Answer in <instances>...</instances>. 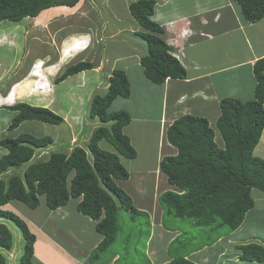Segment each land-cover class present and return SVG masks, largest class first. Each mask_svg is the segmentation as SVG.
<instances>
[{"label":"trees","instance_id":"obj_1","mask_svg":"<svg viewBox=\"0 0 264 264\" xmlns=\"http://www.w3.org/2000/svg\"><path fill=\"white\" fill-rule=\"evenodd\" d=\"M80 2L0 0V24L34 18L54 7L72 10ZM236 2L246 24L256 23L264 17V0ZM154 7V0H139L129 5V11L142 29L139 35L151 47V53L140 59L142 75L153 84L160 85L166 78L183 79L186 73L179 62L165 52V42L158 36L162 29L150 20ZM155 58L163 60L161 68ZM91 69L93 65L88 62L70 65L55 82ZM252 73L255 80L252 99L242 102L222 98L214 128L203 117L184 115L174 120L166 130V140L176 149V154L162 157L158 167L175 190L163 192L158 202L163 210L164 227L181 232L171 243L169 252L173 259L169 264H196L186 259V255L214 244L224 237L226 231H236L254 207L252 190L264 193V159L253 153L264 132V57L253 64ZM107 83V90L95 94L87 108V118L81 131L96 123L103 125L94 128L85 147H73L69 154L51 152L46 160L31 162L37 149L53 144L52 138L23 133L0 139V148L6 151L0 158V218L14 222L22 231L25 244L21 264H36L33 261L35 236L18 215L2 210L11 202L36 209L42 199L48 209L56 210L71 199H80L77 211L95 221V230L103 237L91 256L92 260L115 242L121 228L119 214L122 209L131 215L140 213L131 198L117 186V181L129 178L121 159L132 160L137 156L130 139L123 132L131 116L113 107L115 99L130 96L128 77L124 71L114 70ZM8 110L15 112L7 128L9 132L26 121L55 126L64 122L53 111L26 103L15 104ZM216 133L221 137L222 148L215 141ZM103 141L109 145L108 148L102 147ZM21 167L24 169L19 174L4 176L8 170ZM165 215L171 218L165 220ZM183 219L189 220L190 227L198 228L197 235L190 231L186 233L179 227V223H184ZM12 239L9 229L0 224V249H10ZM236 248L242 261L264 263L263 246L250 243ZM0 264H6L1 252Z\"/></svg>","mask_w":264,"mask_h":264},{"label":"crops","instance_id":"obj_2","mask_svg":"<svg viewBox=\"0 0 264 264\" xmlns=\"http://www.w3.org/2000/svg\"><path fill=\"white\" fill-rule=\"evenodd\" d=\"M154 1L155 8L152 19L162 28L160 36L168 44L169 50L183 54L180 63L185 68L186 74L183 79L168 78L160 85H152L144 79L138 70L139 82L145 84L146 88L144 87L145 91L138 99L139 104L135 106L137 113L129 112L131 121L123 129V132L127 129L130 135L135 133L139 136L135 143L132 137L124 132L137 153L136 158L132 160L139 161L141 158H148L154 160V164L151 167L142 164L144 168L135 172L133 174L135 177H131L128 170V180L117 181V186L121 187L122 189H120L131 198L133 206L140 213L147 214L150 221L151 229L146 239L147 254L144 255L149 263H146L169 264L173 259L169 252L171 243L181 232L164 227L163 210L158 202V198L163 192L175 190L168 184L166 177L158 167L162 157L176 154V149L166 140V130L174 120L184 115L203 117L214 126L220 115L219 101L222 98H236V94L242 95L236 99L253 97L255 80L252 67L258 59L264 57V17L256 23L246 24L235 0ZM85 2L90 4L92 12H90V19H86L84 21L86 24L82 25L85 33L73 32L71 35L64 36L70 28L71 23L69 22L71 19L77 18L76 16L81 11L80 7ZM184 5H186V9H184ZM52 9H65L70 13V10L65 7H54L42 11L34 18L28 17L24 20L25 22L31 21L29 27L36 26L37 31H44L48 26L51 28L55 26L62 33L64 32L63 36H60V42L62 45L65 44L66 51H62L61 55L54 54V61L50 62L52 64L50 67L58 66L62 61L66 62L68 57L67 60L74 57L75 60L70 63L88 62L93 65V69L82 71L68 78L67 81L72 80V86L62 95L56 96L58 99L55 104L51 102L46 107L42 104H33L35 102L33 100L28 102L32 103L29 104L31 106L44 107L61 116L64 121L62 124L67 125L73 139L79 133L80 125L78 126L72 120L77 117L78 120H82L87 112V104L90 103L92 97L107 90L109 75L116 68L125 73H128L129 69L137 67L141 69L140 59L142 56L139 46L138 48L133 46L131 50L126 51L122 49L125 39L121 37L126 32L132 34L135 37V39L132 38V41L141 45V48L142 42L145 44L147 42L139 35L142 29L129 15L130 12L126 16L119 15L122 24L109 29L107 19L103 18L105 11L102 12L94 0H82L80 5L72 9L74 11L70 14L69 19L61 20L60 23L64 22L63 25H59L57 17L45 16V12ZM127 19L128 25H126ZM22 28H24L21 33L23 39L25 27ZM57 37L59 36L57 35ZM50 41L53 39L48 40V42ZM41 45L45 46L44 43ZM113 45L121 51L122 55L115 56L111 53ZM41 48L43 50V47ZM35 54L32 61L34 63L36 60L43 61L40 57L44 58L48 55V53L37 51ZM57 57H59L58 61ZM130 60L135 63H130ZM32 62L30 61L29 64L31 65ZM132 73L130 75L135 78L136 73ZM30 74L31 77H35L32 73ZM25 78L26 76L23 75L20 81L23 82ZM32 81H27V83L32 85ZM41 84L43 83L41 82ZM15 85H18V82H13L10 85L12 88L10 90L0 88V132H6L13 119L12 113L15 115V112H8V107L19 103L14 89ZM251 85L253 90H248L247 88ZM230 86L232 90L229 91ZM41 87V89L38 86L34 87L32 92L35 90L34 92H38V94L42 93V96L45 91L44 84ZM156 94L161 95V105L155 109L158 114L154 115L150 112L152 105H150L148 97ZM11 95H14L12 102L8 100ZM41 96L35 95L31 99L38 98L40 103ZM61 97L66 98V101L61 100ZM73 127H76L75 130ZM13 131H7L4 133V137H10ZM156 136L157 139H155ZM2 138L0 136V139ZM68 150L67 154L71 152V147ZM263 152L264 150L258 157L264 159ZM5 153L6 151L0 148V158ZM47 158L48 156H45L41 161ZM23 169L21 167L8 170L4 176L20 173ZM120 183H124L125 186L122 187ZM126 186L130 191L125 188ZM253 200L254 207L245 215L243 223L236 231L228 233V237H221L212 245H206L188 253L185 258L196 264H264L242 261L240 252L236 248L239 245L250 243L264 247V195L256 196ZM79 201L80 199H71L65 206L56 210L48 209L42 199L36 209H29L19 202H11L2 210L11 212L13 205L17 203L22 206V208L17 206L15 211L27 220H25L26 225L35 236L33 261L36 264H41L37 260V255H39V260L45 264H116L120 258L117 254H112L110 260L107 257L102 260V256L105 255L102 253L97 258L91 259L103 237L95 230L96 222L77 211L76 207ZM26 208L33 214L34 211L41 210V212L28 218L24 213ZM0 224H4L9 229L12 237L15 233L12 247L0 249V252L6 260V264H17L16 262L23 254L25 244L22 231L14 222L7 219L0 218ZM11 225L16 226V231ZM255 231L260 233H255Z\"/></svg>","mask_w":264,"mask_h":264},{"label":"rangeland","instance_id":"obj_3","mask_svg":"<svg viewBox=\"0 0 264 264\" xmlns=\"http://www.w3.org/2000/svg\"><path fill=\"white\" fill-rule=\"evenodd\" d=\"M96 2V4L99 6L100 10L103 12L105 11V15L103 16V18L107 19L108 24H109V29H113L116 26H120L122 24V20L119 19V15L121 16H126L129 14V4H131L132 2H135L134 0H105V2H103V0H94ZM128 2H130L129 4H127ZM187 5V4H186ZM186 5H184V9H186ZM81 11L78 13V15L76 16L77 18L75 19H71V21L69 23H71L69 25V29L68 31H66L67 33L64 34L67 35H71V33L76 32V33H85V29L83 28L82 25H85L86 23L84 22L86 19H90L91 16V6L88 3H84L81 5ZM74 10H70V13H68V11H66L65 9H52L50 11L45 12V16H52V18L57 17V21L60 23L62 22L61 20L63 19H69L70 14H72ZM89 11V13H88ZM91 12V13H90ZM118 13V14H116ZM68 14V15H67ZM130 15V14H129ZM200 17V16H199ZM196 18V17H194ZM121 20V21H120ZM32 23L31 21H23L21 24H15V25H5L2 24L0 25V88L4 89V90H10L12 89L10 85H12V83H16L18 82V85L14 86L15 92H16V96H17V102L19 103H26V104H32L28 101L33 100L35 102H33V104H37V105H41L42 106H49L51 102H53L54 104L57 102L59 95H62V93H65V90L69 89L72 86V80L70 81H62V83H55L53 82V79L57 76H59L63 71H65L69 66H70V62L74 61L75 58L72 57L71 59L67 60L63 65L62 62H59L58 66H52L50 67V65H52L50 62L54 61V54L61 55L62 51H66L64 48V45H62V42H60V38H57V35L63 36L60 29L54 27H47L46 30L42 31L36 28V26H34V28L29 27L30 24ZM58 23V24H59ZM84 23V24H83ZM128 19L126 22V25H128ZM7 24H12L10 22H8ZM63 25V23H60L59 25ZM5 25V26H4ZM57 25V26H59ZM9 27V28H8ZM22 27H25V36L22 39L21 38V33L23 32ZM128 27V26H127ZM52 29H54V31H52ZM61 34H60V33ZM186 32V31H183ZM185 35V33H184ZM69 37V36H67ZM123 39H125V43L123 44V48L126 51H129L133 48V46L137 47L139 46V51H141V56L142 57H146L149 55V53H151V47L146 43L142 42L143 46L141 48V45H139L138 43H134L132 41V38L135 39V37L126 32L124 34L123 37H121ZM33 41H32V40ZM53 39V41L48 42V40ZM27 40V43H26ZM70 40V39H69ZM71 42V40H70ZM129 42V43H128ZM42 43L45 44V46L41 45ZM176 44V43H173ZM38 45V46H37ZM166 54H169V46L168 44H166ZM43 47V50L42 48ZM68 48V46H67ZM141 48V49H140ZM112 50V54L116 55H122L121 51H119L115 45L112 46L111 48ZM37 52H42V53H48V55H46L44 58L40 57L43 59L42 60H36L35 63L32 62L34 55H36L35 53ZM29 56V57H28ZM59 60V57H57V61ZM154 60H156V63L158 64L159 68L162 67L163 64V60L161 58H155ZM30 61L32 62V64L30 65ZM133 62L132 60H130V63ZM43 63V64H42ZM135 63V62H133ZM58 64V62H57ZM62 64V65H61ZM49 70V71H48ZM115 70L119 71V68H116ZM139 70V72L142 74L143 71L140 68H134V69H129V72L134 74V72L136 73L135 78L132 77L130 75V73H126V76L128 77V81H129V85H130V96L127 99H115V101L113 102L114 104V108H118V110H124L126 113L132 112V113H137V111L135 110V106H137L138 103V99L140 97V95L145 91L144 87L146 88L145 84H141L139 82V74L137 73ZM53 71V74H52ZM32 73L35 77H31ZM26 76V78L23 80V82H21L20 80L22 79V77ZM52 76L50 77L52 81H47L46 77L47 76ZM130 77V78H129ZM75 78V77H73ZM148 83H151L152 85H156L153 84L152 82H150L149 80H147L146 78H144ZM32 81V85H29L27 83V81ZM20 81V82H19ZM44 82V89L45 91L43 92L44 94L41 96V94H38V92H34L35 90L32 89L36 86H38L39 89H41V82ZM46 82V83H45ZM21 83V84H20ZM142 87H140V86ZM37 88V89H38ZM232 87H229V91L232 90ZM248 90L252 89V85L249 86L247 88ZM53 90V92H52ZM103 93V92H100ZM15 94V93H14ZM41 96L40 97V103L38 102V98L37 99H31L34 96ZM12 96L14 97V95H11L10 99H8L9 101H13L14 99H12ZM45 96V98H44ZM242 95L240 94H236V98L240 97ZM149 98V103L150 105H152L151 108V114H158V111L155 110L157 107H159L161 105V95L160 94H156L154 96H150ZM230 98V97H229ZM236 98H232V99H236ZM247 99V100H246ZM246 99L240 98V99H236L242 102L248 101L249 99H252L248 97ZM27 100V101H26ZM61 100L66 101V98L61 97ZM89 106V103L87 104ZM8 110V109H7ZM8 112H11L10 110H8ZM12 113V112H11ZM13 117H14V113ZM75 124H77L78 126L80 125V129H78V134L76 136L73 137L69 132V129L67 127L66 124H61L58 126L55 125H50V124H46V123H42V122H38V121H26L23 122L16 130H14L11 134L12 137H17L20 134L23 133H27V134H31L34 135L36 137H50L53 139V144H51L50 146L44 148V149H39L35 152V155L33 156L31 162H38L40 161L43 157L45 156H49V154L51 152H55V151H63L64 153H68V149L71 147V149L73 147L76 146H80V147H85L87 145V141L90 137V134L92 133V131L94 130V128L103 125L101 123H96L93 126H90L89 129L88 127L86 131H81L83 128L82 124L84 119L82 120H78V117L75 118L74 120ZM77 126V127H78ZM76 127H73V129L75 130ZM85 129V128H84ZM7 132V130H6ZM6 132H0V136L4 137V133ZM126 134H129V131L127 129H125L124 131ZM131 132V131H130ZM124 133V134H125ZM125 134V135H126ZM163 135V134H162ZM127 136V135H126ZM133 139V141L135 143H137V139H139V136H137L135 133L130 135ZM128 137V136H127ZM155 139H157V136L155 137ZM215 141L218 143L219 147H223V142L221 141V137L218 133H216L215 135ZM64 142V143H63ZM72 142V143H71ZM102 147L104 148H108L109 145L106 142H101ZM264 147V133L262 134V137L259 140L258 145L255 147L253 153L255 156H259V154H262V150H264V148L261 150V148ZM45 151V152H44ZM145 152H147V150H145ZM264 153V152H263ZM46 154V155H45ZM152 155V154H151ZM41 156V157H40ZM121 163L123 164V166L127 169V171L129 170V172L131 173V177H135L133 176V174L135 172H138L141 170V168H144V166L142 164H147L150 165L149 167H151L154 164V160L152 159H148V158H141L138 160H128V159H121ZM29 164V163H28ZM26 166V165H25ZM19 173V172H17ZM135 179V178H134ZM120 185L123 187L125 186L124 183H120ZM119 187V186H118ZM121 188V187H119ZM128 191L129 188L126 186L125 187ZM122 189V188H121ZM125 189V190H126ZM135 190V189H134ZM138 194V192H136ZM136 194V195H137ZM252 197H256L259 195H264V193L260 192L257 189L252 190L251 192ZM22 208V206L17 203L13 205V210H11L13 213L17 214L22 220H26L23 219L18 213H16L15 209L16 207ZM41 212V210L39 211H34V214L31 213L27 208L25 209V215L26 217L30 218V216L32 215H36L39 214ZM39 218V217H36ZM119 222H120V226L121 228L118 230L117 235H116V240L115 242L112 244V246L107 249L105 252H103L102 254H105L102 256V260H105V257H107L109 260L112 257V254H117L118 256H120L119 260H117L116 264H147L149 262L146 261L144 255L147 254L146 250H147V237L149 235V231H150V221L147 218V214L144 213H139L136 215H131L128 211H126L125 209H122V211L119 214ZM171 218L170 216H166L165 215V220ZM34 219V218H33ZM184 223H179V227H181V229H183V231H185L186 233L190 231V233L192 235H197L198 234V228H193L189 226V220L187 219H183ZM27 221V220H26ZM25 221V223H26ZM34 221H36L34 219ZM177 220H174V222ZM38 223V222H37ZM172 227H175V225H171ZM11 227L15 228L16 231V226L14 227V225H11ZM180 229V230H181ZM201 230V229H199ZM182 231V230H181ZM14 233V232H13ZM255 233H260L259 231H255ZM20 234V232H19ZM21 236V234H20ZM228 233L227 231L224 234V237H228ZM22 237V236H21ZM15 238V233L13 234V239ZM101 254V255H102ZM21 258V257H20ZM37 260L41 263V264H45L42 261L39 260V255H37ZM149 260V258H148ZM147 262V263H146ZM17 264L20 263V259H18V262H16ZM54 264V263H52Z\"/></svg>","mask_w":264,"mask_h":264},{"label":"clouds","instance_id":"obj_4","mask_svg":"<svg viewBox=\"0 0 264 264\" xmlns=\"http://www.w3.org/2000/svg\"><path fill=\"white\" fill-rule=\"evenodd\" d=\"M81 1H82V0H81ZM137 1H139V0H137ZM137 1H135V2H137ZM235 1H236V0H235ZM135 2H132V3H135ZM132 3H131V4H132ZM236 3H237V2H236ZM238 6H239V5H238ZM154 8H155V7H154ZM130 15H131V14H130ZM153 15H154V13H153ZM153 15L150 17V20L153 21L154 23H156V22L152 19ZM26 18H28V17H26ZM26 18H24L22 21H24ZM7 23H8V22L4 21V22L1 23L0 25H2V24H5V25H15V24H19V23H21V21H18V22H10V23H12V24H7ZM5 25H4V26H5ZM158 25H159V24H158ZM159 27H160V26H159ZM161 29H162V28H161ZM158 36L161 37L160 34H158ZM169 53H170V56H172L177 62H179V64L181 65V67L185 70V68H184V67L182 66V64L180 63V60H181V57H182L183 54H182L181 52H173V51H171V50H169ZM77 63H79V62H77ZM77 63H70V65L77 64ZM42 64H43V63H42ZM63 72H64V71H63ZM63 72H62V73H63ZM62 73H61V74H62ZM80 73H81V72H80ZM61 74H60V75H61ZM77 74H78V73H77ZM60 75H59V76H60ZM74 75H76V74H74ZM74 75H71V76H74ZM59 76H57V77H55V78L53 79L54 84L56 83V82H55V79H57ZM71 76L67 77L65 80H67V79L70 78ZM50 77H51L50 75L47 76V77H46V80H47V81H52ZM166 79H168V78H166ZM166 79H165V80H166ZM65 80H64V81H65ZM42 83L44 84L43 81H42ZM45 83H46V82H45ZM59 83H62V81L59 82ZM17 104H18V103H17ZM14 105H15V104H14ZM10 107H12V106H10ZM8 108H9V107H8ZM86 116H87L86 114L83 116L84 121H85L86 118H87ZM210 125H211V124H210ZM211 126H212V125H211ZM212 127L214 128V127H215V124H214V126H212ZM215 131H216V130H215ZM216 132H217V131H216Z\"/></svg>","mask_w":264,"mask_h":264},{"label":"bare ground","instance_id":"obj_5","mask_svg":"<svg viewBox=\"0 0 264 264\" xmlns=\"http://www.w3.org/2000/svg\"><path fill=\"white\" fill-rule=\"evenodd\" d=\"M17 215V214H16Z\"/></svg>","mask_w":264,"mask_h":264}]
</instances>
